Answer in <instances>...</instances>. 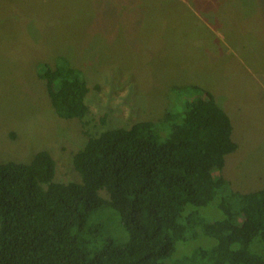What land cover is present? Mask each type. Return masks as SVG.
I'll return each mask as SVG.
<instances>
[{"label":"rangeland","instance_id":"374dc122","mask_svg":"<svg viewBox=\"0 0 264 264\" xmlns=\"http://www.w3.org/2000/svg\"><path fill=\"white\" fill-rule=\"evenodd\" d=\"M59 56L88 82L84 121L58 117L39 77ZM193 85L211 91L232 121L238 149L223 177L239 192L263 188L264 0H0L2 163L30 164L47 151L56 182H80L74 156L90 135L161 122L200 97L187 94ZM214 243L201 237L177 255Z\"/></svg>","mask_w":264,"mask_h":264},{"label":"trees","instance_id":"16d2710c","mask_svg":"<svg viewBox=\"0 0 264 264\" xmlns=\"http://www.w3.org/2000/svg\"><path fill=\"white\" fill-rule=\"evenodd\" d=\"M39 77L58 117L85 120L82 70L59 56ZM187 94L200 97L161 122L90 135L74 156L80 182H56L47 151L0 162V264H264V187L239 192L223 177L238 149L231 118L206 88ZM201 237L215 243L177 255Z\"/></svg>","mask_w":264,"mask_h":264},{"label":"crops","instance_id":"0c3cea01","mask_svg":"<svg viewBox=\"0 0 264 264\" xmlns=\"http://www.w3.org/2000/svg\"><path fill=\"white\" fill-rule=\"evenodd\" d=\"M119 20V19H118ZM120 21V20H119ZM72 62V61H71ZM73 64V63H72ZM125 71V70H124ZM126 72V71H125ZM127 73V72H126ZM136 81V80H135Z\"/></svg>","mask_w":264,"mask_h":264}]
</instances>
